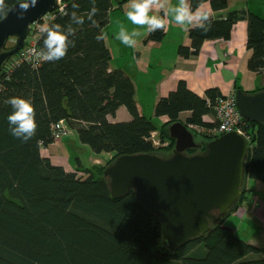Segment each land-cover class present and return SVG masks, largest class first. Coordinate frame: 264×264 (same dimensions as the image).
I'll return each instance as SVG.
<instances>
[{
    "label": "trees",
    "instance_id": "trees-1",
    "mask_svg": "<svg viewBox=\"0 0 264 264\" xmlns=\"http://www.w3.org/2000/svg\"><path fill=\"white\" fill-rule=\"evenodd\" d=\"M18 1L5 0L7 12ZM113 1L96 0L93 26L87 19L93 7L91 0H61L63 11L56 8L41 23L67 27L71 13L76 11L85 22L73 24L75 36L70 39L75 46L69 47L63 59L41 60L37 66L23 60L20 49L0 72V264H264V248L248 243L223 225L228 216L217 225L211 224L209 234L172 251L162 239L158 215L137 200L133 189L118 199L110 193L104 176L108 165L120 155L132 153H156L167 158L175 146L168 132L170 124L180 120V113L189 111L187 126L212 129L215 122H207L203 116L214 113L208 100L221 96L211 87L206 91L208 100L204 99L179 80L175 90L154 106L155 116H166L165 122L157 126L141 114L131 77L122 69H110L112 52L106 40L98 42L95 38L109 24ZM190 1L191 9L207 2ZM210 1L215 11L227 8V0ZM73 4L79 8L74 9ZM243 16L248 22L247 46L251 51L248 69L264 73V13L231 11L219 20L209 17L190 29L191 46H180L179 54L194 57L204 41L230 39L234 22ZM163 31L152 32L149 38L161 40ZM44 36L41 32L37 39L38 51L43 48ZM236 88L242 89L239 84ZM259 90L264 87L249 93ZM14 96L34 102L38 127L27 142L9 131L12 108L6 101ZM121 106L132 119L110 122L107 116L116 115ZM61 120L78 136L80 145H87L98 156L110 155L106 166L95 163L85 167L77 157L79 166H71L78 170L70 172L42 155L43 148L55 142L53 130ZM243 129L250 140L247 179L264 183V125L243 120ZM154 131L166 145H153ZM196 131L198 142L207 143L217 136L201 132L204 138L199 140ZM204 150L191 149L189 154ZM243 188L232 212L246 197L248 189Z\"/></svg>",
    "mask_w": 264,
    "mask_h": 264
},
{
    "label": "water",
    "instance_id": "water-1",
    "mask_svg": "<svg viewBox=\"0 0 264 264\" xmlns=\"http://www.w3.org/2000/svg\"><path fill=\"white\" fill-rule=\"evenodd\" d=\"M19 0L0 19V72L12 57L26 45L31 24L54 12L61 0H37V5L18 19ZM16 37V46L8 41ZM241 117L264 125V90L235 92ZM168 132L174 139L172 154L132 153L120 155L105 168L110 193L121 198L134 190L137 200L158 215L162 239L172 251L205 236L221 218L240 202L248 178L246 162L249 142L239 131L226 132L206 142H198L182 120L170 124ZM205 150L190 153L191 149Z\"/></svg>",
    "mask_w": 264,
    "mask_h": 264
},
{
    "label": "crops",
    "instance_id": "crops-1",
    "mask_svg": "<svg viewBox=\"0 0 264 264\" xmlns=\"http://www.w3.org/2000/svg\"><path fill=\"white\" fill-rule=\"evenodd\" d=\"M188 3L190 5L191 1L188 0ZM227 3V8L215 11L211 1L207 0L200 4L203 5L201 11L207 14L208 18L216 20L227 17L231 11L264 13V0H227ZM113 4L109 12V24L104 30L106 44L112 52L110 69H122L131 77L136 88L137 107L141 114L147 116V112L153 111L155 102L175 90L179 80L185 81L191 91L207 100L206 91L211 87L217 88L221 96L234 93L237 84L245 92L264 87V73H256L248 69L251 51L247 46L248 22L245 15L234 22L230 39L206 40L197 56L184 58L179 54V47L191 46L189 31L201 25L204 20L180 26L175 23L173 13L169 11V22L163 29L161 40H156L149 38L152 32L148 31L147 26L135 25L127 18L125 13L128 9L125 6L129 4V0H114ZM178 4L179 0H170L168 8ZM200 5L192 11L195 12ZM166 10L167 8H154L150 15L163 17ZM122 26L129 32L136 30L141 33L135 38L137 43L134 48L116 39ZM117 110L116 115L107 116L110 122L132 119V115L124 106ZM189 114V111L180 113V120L186 123ZM203 119L213 122V113L204 115ZM160 120L165 122L167 117H160ZM74 137L75 133L70 139H61V142L56 140L44 148L45 153L42 155L54 164L62 165L68 171L61 156L68 154L69 149L72 148L69 145L71 142L79 148ZM70 167L72 168L71 164ZM252 185L261 190L248 188L247 184L246 197L240 206L228 215L224 225L230 227L237 236L248 243L264 248V183L253 179ZM254 215L257 221H254Z\"/></svg>",
    "mask_w": 264,
    "mask_h": 264
},
{
    "label": "clouds",
    "instance_id": "clouds-1",
    "mask_svg": "<svg viewBox=\"0 0 264 264\" xmlns=\"http://www.w3.org/2000/svg\"><path fill=\"white\" fill-rule=\"evenodd\" d=\"M93 7L88 13L87 19L91 21L93 26H96V21L93 17L97 14V8L95 7L96 0H91ZM170 0H129V4L125 7L127 18L135 25L147 26L149 32H155L157 30H163L168 24V12L173 13L174 21L177 25L185 26L192 24L193 21L207 20V14L203 13L201 9L203 5L192 11L188 0H179L177 6L168 8ZM37 5V0H27V2H21L16 11L18 19H23L25 14ZM74 9H78V4H73ZM8 6L5 0H0V18L7 15ZM154 8H167L164 16L150 15ZM84 17L77 14L76 11L71 13L70 23L67 27L60 24L49 25L47 23L41 25L40 32L44 33L43 48L41 50L30 49L35 58L45 62H55L63 59L69 47L75 46V41L70 37L75 36V29L73 24L82 25L84 23ZM141 33L133 30L129 32L123 26L116 36L122 44L134 48L136 46V37ZM98 42L106 39L104 33L98 34L96 37ZM12 108L11 114L8 116L9 131L17 139H21L24 142L32 139L36 135L37 121L34 102L30 98H23L14 96L6 101ZM189 127V126H188ZM218 136V135H217ZM248 180V179H247ZM245 184L244 186H246ZM244 193V192H243ZM232 212V211H231Z\"/></svg>",
    "mask_w": 264,
    "mask_h": 264
},
{
    "label": "built area",
    "instance_id": "built-area-1",
    "mask_svg": "<svg viewBox=\"0 0 264 264\" xmlns=\"http://www.w3.org/2000/svg\"><path fill=\"white\" fill-rule=\"evenodd\" d=\"M60 10L63 11L64 6H61V4L59 5ZM50 14L44 15L42 17L41 20L36 21L35 24H33L32 27V32L31 34L28 36V39L26 40V45L24 47L21 48L22 52H21V58L27 62H29L31 65H35L37 66L40 61H38L35 56L30 53V49H36L38 50V43H36V40L38 39V37L40 36L41 32H40V27L41 25H43L41 22L42 20L47 21L48 18H50ZM37 36L36 40H34V38ZM33 38V39H32ZM11 43L13 45H16V40L10 39ZM13 47V46H12ZM208 107H210L212 110H214L215 113V117L217 118V123L215 122V120L213 122H215V125L212 129H208L209 132H211L213 135H222L225 134L226 132H231V131H239L241 134H243L244 136H246V138L249 140L245 129H243V117H241L240 112H239V107L237 105V100H236V95L233 93L227 94V95H223V96H218L217 98H215V100L210 101L208 100ZM65 121L61 120L57 126L54 127V137H55V141H59V138H63L64 136H68L72 133L71 130H69V132H66L64 134H57L55 133L56 129H59L61 127L60 123H62ZM68 127V126H67ZM189 127L197 130V131H201V130H205L204 128H198L197 126H194L192 124H189ZM69 128V127H68ZM70 129V128H69ZM158 133L156 131L152 132L151 134V140L153 145L155 144V146H159V145H166V144H162L160 139L157 138Z\"/></svg>",
    "mask_w": 264,
    "mask_h": 264
},
{
    "label": "rangeland",
    "instance_id": "rangeland-1",
    "mask_svg": "<svg viewBox=\"0 0 264 264\" xmlns=\"http://www.w3.org/2000/svg\"><path fill=\"white\" fill-rule=\"evenodd\" d=\"M61 4V2H60ZM59 4V5H60ZM62 6V4H61ZM60 7V6H59ZM32 25V24H31ZM15 38V39H14ZM37 36L34 38V40H36ZM10 39H13V40H16L17 41V38L16 37H11ZM28 39V37L26 38V40ZM33 39V38H32ZM36 43H37V40H36ZM16 44V43H15ZM9 46H13L15 47L16 45H13L11 42H9ZM238 90V89H237ZM236 92V91H235ZM235 92L233 94H235ZM236 95V94H235ZM237 100V98H236ZM156 104V102H155ZM155 106V105H154ZM154 109V108H153ZM147 117L151 118L152 121H154V123L159 126L161 123H162V120H160V117H157L155 116V109L153 111H149L147 112ZM213 118L215 120V122L217 123V118L215 117V113H213ZM61 127L59 129H56L55 130V133H57L58 135L59 134H64L66 132H69V128L67 127V125L62 122L60 123ZM190 128V127H189ZM191 129V128H190ZM195 131V130H194ZM203 132L204 134H207V136H210L212 137L213 134L211 132H209L208 130H201V131H196L195 133H197V137L199 140H201L202 138H204L202 136V134L200 135V133ZM73 137V133H71L70 135L68 136H64L63 138H59V142H61L62 140L61 139H65V138H68V137ZM246 137V136H245ZM74 139L78 142L77 146H79V148H76L74 144H72V142L70 143V146L72 147L71 149H69L68 151V154L65 153V155L61 156L63 157V160L65 161V167L68 171L72 172L73 170H78V169H74L73 167L71 168L70 167V164L74 167H77L79 166V160L81 161L82 165L85 166V167H88L90 166L91 164H99L101 166H106L107 164V159L108 157L110 156L108 153H103V156H98L96 154H94L91 150L90 147H88L87 145H80L79 143V140H78V136L75 135ZM213 139V138H212ZM210 139V140H212ZM247 139V138H246ZM208 140V141H210ZM247 141L249 142V146H250V140L247 139ZM205 147V146H203ZM202 147V148H203ZM44 149V148H43ZM42 153H45V149L42 150ZM71 154V156H69ZM163 154V153H162ZM172 152L169 153V155H171ZM168 155V156H169ZM78 157L79 160H77L76 158ZM70 160V164H69V160ZM114 163V162H113ZM112 163V164H113ZM111 165V164H110ZM80 176H84L85 174L82 173V172H79ZM252 181H253V178H251L248 182V180L246 179V182L245 184H248V188H252V189H255L257 191H260L261 189L260 188H256L252 185ZM244 184V185H245ZM254 221H257V218L256 216L254 215ZM225 224V221L223 222V225Z\"/></svg>",
    "mask_w": 264,
    "mask_h": 264
},
{
    "label": "flooded vegetation",
    "instance_id": "flooded-vegetation-1",
    "mask_svg": "<svg viewBox=\"0 0 264 264\" xmlns=\"http://www.w3.org/2000/svg\"><path fill=\"white\" fill-rule=\"evenodd\" d=\"M15 39V38H14ZM196 131V130H195Z\"/></svg>",
    "mask_w": 264,
    "mask_h": 264
}]
</instances>
